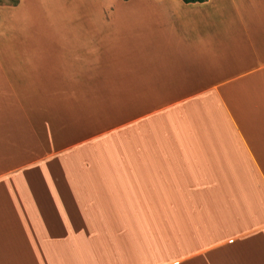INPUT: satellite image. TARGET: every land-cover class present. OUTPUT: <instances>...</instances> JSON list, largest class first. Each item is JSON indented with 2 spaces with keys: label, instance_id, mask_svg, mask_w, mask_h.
<instances>
[{
  "label": "crops",
  "instance_id": "obj_1",
  "mask_svg": "<svg viewBox=\"0 0 264 264\" xmlns=\"http://www.w3.org/2000/svg\"><path fill=\"white\" fill-rule=\"evenodd\" d=\"M115 1L0 5V264H264V0Z\"/></svg>",
  "mask_w": 264,
  "mask_h": 264
},
{
  "label": "rangeland",
  "instance_id": "obj_2",
  "mask_svg": "<svg viewBox=\"0 0 264 264\" xmlns=\"http://www.w3.org/2000/svg\"><path fill=\"white\" fill-rule=\"evenodd\" d=\"M98 1L99 0H96V10L97 12L99 13V11L101 10L100 7H99V4H98ZM18 0H0V5H12V4H15L17 3ZM116 1L114 0L113 4L115 3ZM13 6V5H12ZM115 6V5H114ZM152 213H146V216H150ZM165 220L167 221L168 220V217L165 218V216L162 215V220Z\"/></svg>",
  "mask_w": 264,
  "mask_h": 264
},
{
  "label": "trees",
  "instance_id": "obj_3",
  "mask_svg": "<svg viewBox=\"0 0 264 264\" xmlns=\"http://www.w3.org/2000/svg\"><path fill=\"white\" fill-rule=\"evenodd\" d=\"M123 1H127V0H123ZM183 3H186V4H189V3H202L204 2L205 0H181ZM16 4V3H15ZM15 4H12V5H15Z\"/></svg>",
  "mask_w": 264,
  "mask_h": 264
}]
</instances>
